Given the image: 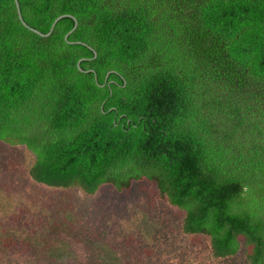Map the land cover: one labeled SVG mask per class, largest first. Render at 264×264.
<instances>
[{
    "label": "trees",
    "instance_id": "1",
    "mask_svg": "<svg viewBox=\"0 0 264 264\" xmlns=\"http://www.w3.org/2000/svg\"><path fill=\"white\" fill-rule=\"evenodd\" d=\"M17 1L27 26L0 0V141L31 154L26 176L90 196L146 181L213 264L242 248L241 264H264V0ZM15 200L1 254L11 237L52 244L42 221L64 232L56 211L31 226ZM82 231H65L75 252L109 240Z\"/></svg>",
    "mask_w": 264,
    "mask_h": 264
},
{
    "label": "rangeland",
    "instance_id": "2",
    "mask_svg": "<svg viewBox=\"0 0 264 264\" xmlns=\"http://www.w3.org/2000/svg\"><path fill=\"white\" fill-rule=\"evenodd\" d=\"M25 157L29 159L32 156L24 147L8 146L0 141V218L9 216L8 205L17 199L16 205H31L26 211L17 212L18 217L28 219L32 226L34 220H41L37 212L46 206L66 220L64 232L61 228L55 232L52 222L42 221L39 223L42 229L48 233L53 231L49 234L52 244H44L40 251L33 244L26 246L11 237L10 251L0 253V264H75L76 254L88 261L89 254L98 250L104 254L114 253L115 260L112 259L110 264H213L212 261L219 260L208 253L204 239L179 235L175 220H179L181 212L159 199L154 185L142 181L123 191H115L114 187L106 185L108 189L102 188L101 195L93 196L82 190L49 188L26 176ZM0 223L3 224L4 220ZM31 226L27 233L35 230ZM65 231L69 234L82 231L98 239L104 237L109 240L92 241L86 251L78 242L81 250L75 252L77 249L72 246L75 241L69 245ZM165 243L169 244L165 247ZM57 249L62 251L61 256L53 254ZM247 252L242 248L234 260L225 263L220 260L218 264H241Z\"/></svg>",
    "mask_w": 264,
    "mask_h": 264
},
{
    "label": "water",
    "instance_id": "3",
    "mask_svg": "<svg viewBox=\"0 0 264 264\" xmlns=\"http://www.w3.org/2000/svg\"><path fill=\"white\" fill-rule=\"evenodd\" d=\"M14 1H15L16 6H17V12H18V16H19L20 20L22 21V23H23L25 26H27L26 22H25V21L22 19V17H21V13H20V10H19L18 1H17V0H14ZM61 16H63V15H61ZM61 16H58V17L54 20V22L52 23V26H51L50 30H49L47 33H41V32H39V31H36V32L39 33L40 35H46V34H49L50 31L52 30L53 25L55 24V21L58 20ZM75 23H76V22H75Z\"/></svg>",
    "mask_w": 264,
    "mask_h": 264
},
{
    "label": "bare ground",
    "instance_id": "4",
    "mask_svg": "<svg viewBox=\"0 0 264 264\" xmlns=\"http://www.w3.org/2000/svg\"><path fill=\"white\" fill-rule=\"evenodd\" d=\"M181 200V199H180ZM189 200V199H188ZM186 201V200H185Z\"/></svg>",
    "mask_w": 264,
    "mask_h": 264
}]
</instances>
